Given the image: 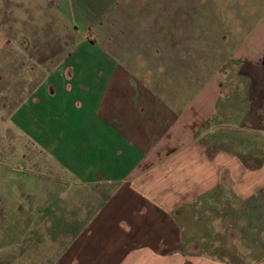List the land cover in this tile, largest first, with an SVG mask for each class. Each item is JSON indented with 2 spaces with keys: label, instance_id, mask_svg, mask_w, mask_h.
I'll return each mask as SVG.
<instances>
[{
  "label": "crops",
  "instance_id": "obj_1",
  "mask_svg": "<svg viewBox=\"0 0 264 264\" xmlns=\"http://www.w3.org/2000/svg\"><path fill=\"white\" fill-rule=\"evenodd\" d=\"M263 55L264 0H0L1 112L43 157L1 174L0 264H264Z\"/></svg>",
  "mask_w": 264,
  "mask_h": 264
},
{
  "label": "rangeland",
  "instance_id": "obj_2",
  "mask_svg": "<svg viewBox=\"0 0 264 264\" xmlns=\"http://www.w3.org/2000/svg\"><path fill=\"white\" fill-rule=\"evenodd\" d=\"M2 85L3 84H1V82H0V87ZM10 88H12L14 90L15 85H10ZM10 95H11V93H10ZM14 102L15 101L9 100V106H12V104ZM0 104H1V100H0ZM33 148L34 147L31 145V143H29V141H27L24 137L20 136L9 124H7L6 115H5V113L1 112V107H0V188H1V186H3L2 181H1V174L3 172H5V177H7V176L9 177L8 181L10 183L12 182L14 184V182H16L15 181V177H16L15 172L20 167L17 164L18 161L23 162L22 159L26 158L27 162H30L31 158H36L33 154H35L37 156V158H36L37 160H40L43 158L42 155H40V153H38V151H34ZM38 165H39V162L34 163V164H27L26 166L28 169L31 170ZM49 168H52V166L50 165ZM0 196H1V194H0ZM0 199H1V197H0ZM238 213H239V211L238 212L236 211L235 215H237ZM201 215L202 214H200V216H199V225H200L199 233H200V235H203V233H204L205 239H206V236H207L208 231H209V224H208V220L205 221L203 219V216H201ZM251 218L254 221L257 219L255 215ZM236 221H238V220L236 219ZM226 232H228V230L223 229L222 234L218 233L217 240L220 242L217 244L216 248L214 249L215 254L223 256V254H225L227 252V253H229V256H234L235 253H236V255H240V251L237 249L239 245L234 243L235 242L234 239L237 238L236 233H235V236L234 235L233 236L232 235L226 236L225 235ZM257 235H259V237L262 239L261 233L257 234ZM248 243H249L248 244L249 250L252 249L253 247H256V245L251 244V239H249ZM222 262L243 263V262H250V260L244 261V260L229 259L227 261L223 260Z\"/></svg>",
  "mask_w": 264,
  "mask_h": 264
},
{
  "label": "built area",
  "instance_id": "obj_3",
  "mask_svg": "<svg viewBox=\"0 0 264 264\" xmlns=\"http://www.w3.org/2000/svg\"><path fill=\"white\" fill-rule=\"evenodd\" d=\"M261 61L263 62V64H264V55L262 56V58H261Z\"/></svg>",
  "mask_w": 264,
  "mask_h": 264
}]
</instances>
